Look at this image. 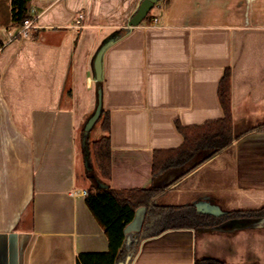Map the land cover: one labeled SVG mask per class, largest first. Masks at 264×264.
Masks as SVG:
<instances>
[{
  "label": "crops",
  "instance_id": "crops-1",
  "mask_svg": "<svg viewBox=\"0 0 264 264\" xmlns=\"http://www.w3.org/2000/svg\"><path fill=\"white\" fill-rule=\"evenodd\" d=\"M140 1L30 0V36L0 50V264H76L80 253L108 251L85 201L93 188L82 152L99 101L109 130L101 117L88 139L109 137V188L181 176L156 204L218 211L216 225L143 238L127 264H264V215L252 213L264 209V0H158L131 26ZM10 19L11 0H0V35ZM108 40L98 80L94 59ZM226 73L232 145L191 172L153 177L156 152L224 116ZM144 211L136 209L125 239Z\"/></svg>",
  "mask_w": 264,
  "mask_h": 264
},
{
  "label": "trees",
  "instance_id": "trees-1",
  "mask_svg": "<svg viewBox=\"0 0 264 264\" xmlns=\"http://www.w3.org/2000/svg\"><path fill=\"white\" fill-rule=\"evenodd\" d=\"M29 1L11 0V19L16 25H21L25 19L30 17L27 6ZM219 93L224 116L217 120L207 121L202 125L183 129L184 142L180 147L156 152L153 160V177L170 168L186 167L184 174L191 172L232 145L229 73H226L221 81ZM101 117L102 128L109 130L108 115L100 114L99 118ZM82 152L84 160L87 162V176L89 177V174L94 172L93 157L102 176V179H98L105 184L103 179H108L111 173L109 137L103 136L99 140L90 142L88 135L85 136L83 131ZM179 178L160 187L151 186L130 190H114L106 184V187L98 188L92 182L94 190L87 191L85 201L97 222L105 230L109 249L106 252L80 253L76 258V264H115L122 260L125 261L129 255L132 256L140 241L145 237L158 234L169 228H198L218 224L219 219L215 215L199 212L194 205L162 206L156 204L155 198ZM138 207H144V217L139 230L132 233L127 240L125 239V228L134 219ZM252 213L262 216L264 209ZM238 214L246 215L250 212H239ZM197 264L224 263L206 258L198 261Z\"/></svg>",
  "mask_w": 264,
  "mask_h": 264
},
{
  "label": "water",
  "instance_id": "water-1",
  "mask_svg": "<svg viewBox=\"0 0 264 264\" xmlns=\"http://www.w3.org/2000/svg\"><path fill=\"white\" fill-rule=\"evenodd\" d=\"M157 1L158 0H141L139 5H138V8L136 10V13L134 14V16L130 20V25L131 26L138 25L144 19V17H146L148 12L152 9V7L154 6V4ZM110 41L111 40H108L105 44H103L99 48V50L96 53L95 59H94V71H95L96 79H98V80L101 77L102 54H103L105 48L107 47V45L110 43ZM100 107L101 106H100V101H99L94 113L90 116V118L88 119V121L86 122V124L84 126V134H85V136L88 135V131L91 128L92 124L99 117L100 112H101V108ZM85 163L87 164L86 161H85ZM89 177L92 180V182H94V184L98 188L106 187V185L104 183L100 182V180L96 177L94 172H91L89 174ZM197 207H198L197 209H198L199 212L210 213V214H215V215L218 214V211H216V210L215 211H213V210H204V209L200 208V205H198ZM117 264H127V260L125 262H118Z\"/></svg>",
  "mask_w": 264,
  "mask_h": 264
},
{
  "label": "built area",
  "instance_id": "built-area-1",
  "mask_svg": "<svg viewBox=\"0 0 264 264\" xmlns=\"http://www.w3.org/2000/svg\"><path fill=\"white\" fill-rule=\"evenodd\" d=\"M84 15L79 14L76 19V26H80ZM156 20V19H155ZM34 28V23L31 18H27L21 25L14 27H6L3 29V35H0V50L9 42L16 39L27 38L31 34V30Z\"/></svg>",
  "mask_w": 264,
  "mask_h": 264
},
{
  "label": "rangeland",
  "instance_id": "rangeland-1",
  "mask_svg": "<svg viewBox=\"0 0 264 264\" xmlns=\"http://www.w3.org/2000/svg\"><path fill=\"white\" fill-rule=\"evenodd\" d=\"M9 26H16V23L10 19V23L8 24ZM94 113V112H93ZM98 121L99 117L95 120V122L92 124L91 128L88 131V134L91 139L95 137V135L99 132V127H98ZM131 234L127 235V239H129Z\"/></svg>",
  "mask_w": 264,
  "mask_h": 264
}]
</instances>
